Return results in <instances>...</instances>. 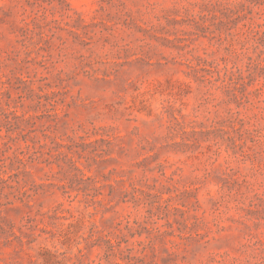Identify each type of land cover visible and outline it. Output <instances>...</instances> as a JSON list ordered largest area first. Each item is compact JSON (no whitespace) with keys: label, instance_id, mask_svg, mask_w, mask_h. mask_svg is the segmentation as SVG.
I'll list each match as a JSON object with an SVG mask.
<instances>
[{"label":"rangeland","instance_id":"rangeland-1","mask_svg":"<svg viewBox=\"0 0 264 264\" xmlns=\"http://www.w3.org/2000/svg\"><path fill=\"white\" fill-rule=\"evenodd\" d=\"M6 116L0 264H264V0H0Z\"/></svg>","mask_w":264,"mask_h":264},{"label":"trees","instance_id":"trees-1","mask_svg":"<svg viewBox=\"0 0 264 264\" xmlns=\"http://www.w3.org/2000/svg\"><path fill=\"white\" fill-rule=\"evenodd\" d=\"M33 91H34V90H33ZM3 114H6V113L3 112ZM31 118H32V116H31ZM8 123H9V119H8V116H6V117H5V123H4V126H6ZM0 131H1V128H0ZM8 131H9V128L6 126V132H7V133H6V134H1V132H0V150H1V145H2V144L6 145V142H5L3 139H4L5 137H6L7 139L12 138L11 135L8 134ZM31 139H32V138H31ZM15 158L17 159L18 162H20L21 164L24 165V159H23V158H21V157H19V156H17V155H15ZM2 165H4V164H2ZM2 165H0V166H2ZM17 168H18V167H17ZM3 172H5V171H3ZM0 180L3 181V182H7V179H6V178H3L1 175H0ZM24 192H26V190L23 191V193H24ZM0 227L2 228L1 225H0ZM113 246H114V244H113L112 241L108 240V241L106 242V249H107V250H111V249H113ZM110 247H111V248H110ZM107 250H106V251H107Z\"/></svg>","mask_w":264,"mask_h":264}]
</instances>
